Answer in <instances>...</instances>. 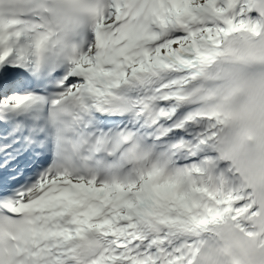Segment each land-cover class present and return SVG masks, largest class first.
<instances>
[{
    "label": "snow or ice",
    "instance_id": "6c2138e0",
    "mask_svg": "<svg viewBox=\"0 0 264 264\" xmlns=\"http://www.w3.org/2000/svg\"><path fill=\"white\" fill-rule=\"evenodd\" d=\"M0 264H264V0H0Z\"/></svg>",
    "mask_w": 264,
    "mask_h": 264
}]
</instances>
